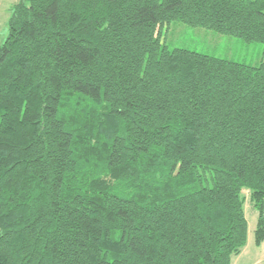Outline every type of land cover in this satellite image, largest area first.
Here are the masks:
<instances>
[{"label":"trees","instance_id":"1","mask_svg":"<svg viewBox=\"0 0 264 264\" xmlns=\"http://www.w3.org/2000/svg\"><path fill=\"white\" fill-rule=\"evenodd\" d=\"M0 45V264H232L264 244V0H18Z\"/></svg>","mask_w":264,"mask_h":264},{"label":"rangeland","instance_id":"2","mask_svg":"<svg viewBox=\"0 0 264 264\" xmlns=\"http://www.w3.org/2000/svg\"><path fill=\"white\" fill-rule=\"evenodd\" d=\"M13 0H0V29H4V41L8 37V20ZM161 43L171 50L187 49L190 51L214 56L235 63L258 67L264 57V47L260 43H248L243 39L217 33L216 31L191 27L180 22H172L161 36ZM247 202L245 213L249 223L247 246L240 256L233 258L232 264H264V244H255V230L258 222V212L252 207L249 193L245 191Z\"/></svg>","mask_w":264,"mask_h":264},{"label":"crops","instance_id":"3","mask_svg":"<svg viewBox=\"0 0 264 264\" xmlns=\"http://www.w3.org/2000/svg\"><path fill=\"white\" fill-rule=\"evenodd\" d=\"M18 2V0H13L12 1V5L11 7H9L7 10V12L10 13V16H11V8ZM0 7H2V5L0 4ZM1 12V11H0ZM10 19V18H9ZM8 25H9V20H8ZM4 42V29H0V45Z\"/></svg>","mask_w":264,"mask_h":264}]
</instances>
